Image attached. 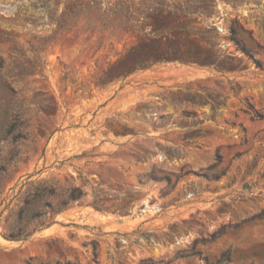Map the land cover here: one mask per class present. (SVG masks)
<instances>
[{"label": "rangeland", "instance_id": "374dc122", "mask_svg": "<svg viewBox=\"0 0 264 264\" xmlns=\"http://www.w3.org/2000/svg\"><path fill=\"white\" fill-rule=\"evenodd\" d=\"M165 1L194 10L223 71L109 82L137 38L91 0H0V264H264V0ZM27 202L35 231L6 239Z\"/></svg>", "mask_w": 264, "mask_h": 264}, {"label": "trees", "instance_id": "16d2710c", "mask_svg": "<svg viewBox=\"0 0 264 264\" xmlns=\"http://www.w3.org/2000/svg\"><path fill=\"white\" fill-rule=\"evenodd\" d=\"M157 1V4L152 6H149L146 0L139 2L117 0L99 6L95 0H91L80 10L86 14L100 11L111 21V24H108L101 17H97L96 19L102 22V27L125 29L127 33H133L137 38V44L127 49L114 63L103 70L102 77L109 82L125 80L136 72L174 63L223 71L225 69L224 55L212 46L209 47L211 42L204 36L203 28L194 25L197 22L191 18L194 10L186 8L183 11L178 7L172 8L165 0ZM164 5H167L166 9ZM201 9L206 10L207 8L204 6ZM93 23L92 18L88 19L89 25H93ZM21 118L23 117L21 116L20 120H22ZM17 122L11 126V132L17 129ZM46 191L47 189L43 192ZM54 192L50 190L48 195H54ZM57 197L59 203L52 208L53 211H60L81 200L84 193L81 189H70ZM32 214V204L27 202V206L14 214L5 238L11 241L27 240L35 231H29L30 224L37 217V214ZM99 258L100 254L97 245H95V261H99ZM142 264L164 263L145 260Z\"/></svg>", "mask_w": 264, "mask_h": 264}]
</instances>
